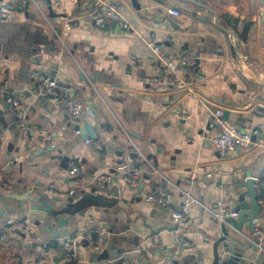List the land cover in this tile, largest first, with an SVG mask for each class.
I'll return each mask as SVG.
<instances>
[{"label": "crops", "instance_id": "obj_1", "mask_svg": "<svg viewBox=\"0 0 264 264\" xmlns=\"http://www.w3.org/2000/svg\"><path fill=\"white\" fill-rule=\"evenodd\" d=\"M116 1L132 30L95 26L85 15L94 0H36L25 7L18 2L11 18H0V264H91L95 253L106 256L100 264H212L221 228L209 210L219 200L236 210L246 171L258 178L256 187L264 181V0ZM72 18L76 23L65 28ZM151 43L173 59L189 51L201 56L196 67L180 69L186 91L144 86L146 77L160 74ZM46 73L75 90L82 120L70 121L37 93L36 77ZM15 93L21 94L26 121L37 128L27 139L7 103ZM217 110L253 133L250 149L221 154L214 148L210 113ZM85 123L95 131L90 141L101 148L82 139ZM134 153L152 163L136 188L124 181L138 166ZM75 166L82 178L79 197L95 188L112 208L59 214L60 224L32 221L28 207L37 202L15 196L26 191L45 201L39 208L59 212L78 199L65 186ZM191 172L200 176L190 183ZM100 174L114 179L96 185ZM158 187L173 195L166 209L148 200ZM184 191L196 202L175 223L172 211L182 206ZM259 202L264 208V196ZM25 219L23 237L5 228ZM262 227L263 211L256 229ZM99 228L106 232L96 251L83 236ZM251 234L243 225L231 236L242 243ZM68 253L74 255L70 263ZM219 255L225 262L229 252L221 249ZM241 259L256 264L257 253L245 250Z\"/></svg>", "mask_w": 264, "mask_h": 264}, {"label": "built area", "instance_id": "obj_2", "mask_svg": "<svg viewBox=\"0 0 264 264\" xmlns=\"http://www.w3.org/2000/svg\"><path fill=\"white\" fill-rule=\"evenodd\" d=\"M94 6L87 15L93 22V24L99 28H107L109 30H120V31H130L133 29L129 20L123 16L121 5L116 0H94ZM19 6L25 7L36 2V0H9L4 4L0 5V18L9 19L12 14L17 10ZM264 13V8L262 9ZM165 12L169 15L175 17L179 16L178 11H173L170 8H166ZM76 23V18L67 20L64 24L65 28H70L72 24ZM151 51L155 55V58L159 64L160 74L156 77H146L143 81L144 86H148L154 90L165 87L166 89L172 90H187L188 86L186 80L179 73L180 69L187 67H196L198 62L201 60V56L194 51H189L181 54L179 59H173L169 53L165 52L159 45L151 43ZM35 90L37 93L46 97L54 105L61 109L66 118L72 122H78L82 120L84 116V108L81 105V100L76 94L75 90L72 89L66 83L58 80L56 76L51 74H42L36 77ZM192 99H194V94H191ZM7 103L9 108H11L14 123L17 128L22 131L23 136L27 139L32 135L37 128L29 124L25 119V111L22 107L21 94H11L7 97ZM213 119L212 128L216 130V134L213 135L211 143L214 148L221 154H227L235 152L236 150H247L250 149L254 144L253 133L249 131L242 130L236 123H233L225 118H223L222 112L220 110L210 113ZM79 133V131H77ZM87 144H92L96 148H101L99 142H91L90 140L85 141ZM137 149V147H136ZM137 152L139 150L137 149ZM135 161L138 164L134 168V172L131 175L124 177V181L129 186L136 188L139 184V179L142 172L147 169V166L152 167L150 161L142 159L138 153H134ZM125 169V166L121 167ZM80 169L75 166L71 169L68 180L65 182V186L68 188L67 195L70 197H76L79 190L82 188V178H80ZM187 182H192L199 178L196 172H191L188 174ZM95 184L102 185L104 183H111L114 179L113 175L100 174L95 177ZM264 183V181H263ZM54 185H49L48 190L53 191ZM183 204L177 210L172 211V220L175 223L183 222L187 210L191 203L196 202L189 192L184 191ZM173 195L163 190L162 188H154L148 196L150 203L160 209H166L171 203ZM215 220L220 221L227 217L235 218L237 214L230 210L227 202L219 200L213 209L209 210ZM29 220L25 219L22 222L14 223L8 222L5 228L12 232H17L21 234H27ZM105 229L99 228L92 231H88L83 236L88 242L91 249L100 251L99 243L103 241L105 235ZM248 240L255 245H258L260 249H264V244H261V240H264V227L256 229L251 235H249ZM67 263L73 260L74 255L68 253L66 255ZM167 264H183L175 263L174 261H169ZM219 264H224L219 261Z\"/></svg>", "mask_w": 264, "mask_h": 264}, {"label": "water", "instance_id": "obj_3", "mask_svg": "<svg viewBox=\"0 0 264 264\" xmlns=\"http://www.w3.org/2000/svg\"><path fill=\"white\" fill-rule=\"evenodd\" d=\"M103 29L108 30L107 28ZM223 118H228L226 113L223 115ZM79 131L84 141L93 140L95 131L94 129L90 128L89 124L85 123V125L82 126ZM65 160L66 159H63V161ZM62 166L65 167V165ZM245 174L246 178L241 185V189H243L244 192L240 195L237 203V208L234 211L237 216L235 218L227 217L220 221L216 220L219 228H221V235L214 245V260L212 264H219V252L221 249L229 252V255L225 259V262L222 261L224 264H238L239 262L243 264H251L248 263L246 259H241L244 251H247L248 249H251L254 253H257L258 259L256 264H259L262 258L264 259V249H260L258 245H255L254 243L246 240L242 243H238L236 238L231 236V234L238 235L239 233H241L243 230V225H246V227L250 229L251 233L255 232L256 224L260 218V213L262 211L264 212V208L259 202V197L264 196V183H261L260 186L256 187L258 178L256 176H252L249 171H246ZM15 197L24 201L37 202L36 205H31L30 207H28L31 215L30 219L36 222L48 219L51 222L60 224V219L58 220L57 218L59 214H75L77 210L81 208L84 209L87 206H95L104 209H111L113 206V202H109L104 195L98 194L95 188L91 191V193L82 194V197L78 198L74 204H69L66 208L59 210V212H53L47 205L45 207L43 206L39 208V206H41L43 202L45 203V201H42L40 203L26 191L25 193L23 192L22 195H16ZM35 217H37V219ZM49 228H52L51 225H49ZM175 228L177 227L175 226ZM175 228L169 230L175 231ZM160 229L161 228L157 229L156 231H154V233H159L161 231ZM19 234L22 237L24 236V234ZM83 240L89 247L88 242L85 239ZM104 257L106 258V256ZM105 258H103L101 254L99 255V253H95L94 260L91 262V264H100ZM235 259H237V261L239 262H235Z\"/></svg>", "mask_w": 264, "mask_h": 264}, {"label": "trees", "instance_id": "obj_4", "mask_svg": "<svg viewBox=\"0 0 264 264\" xmlns=\"http://www.w3.org/2000/svg\"><path fill=\"white\" fill-rule=\"evenodd\" d=\"M76 197H77V198H80V197H79V192L77 193ZM77 198H76V199H77ZM75 201H77V200H75ZM70 204H74V203H71V202H70Z\"/></svg>", "mask_w": 264, "mask_h": 264}]
</instances>
